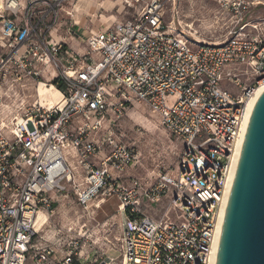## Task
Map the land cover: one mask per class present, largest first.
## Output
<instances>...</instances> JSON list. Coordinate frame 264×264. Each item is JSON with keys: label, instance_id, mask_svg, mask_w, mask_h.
I'll return each instance as SVG.
<instances>
[{"label": "built area", "instance_id": "obj_1", "mask_svg": "<svg viewBox=\"0 0 264 264\" xmlns=\"http://www.w3.org/2000/svg\"><path fill=\"white\" fill-rule=\"evenodd\" d=\"M70 1L0 5V264H46L52 248L31 258L37 214L54 213L62 196L89 210L108 193L124 220L122 264H213L250 108L264 91V14L256 13L264 0H219L232 18L220 43L189 41L177 31L175 0H148L91 31L83 56L53 38ZM51 71L56 104L40 92ZM137 103L183 144L179 172L152 184L124 180L140 153L113 129ZM71 246L61 264L72 263Z\"/></svg>", "mask_w": 264, "mask_h": 264}, {"label": "rangeland", "instance_id": "obj_2", "mask_svg": "<svg viewBox=\"0 0 264 264\" xmlns=\"http://www.w3.org/2000/svg\"><path fill=\"white\" fill-rule=\"evenodd\" d=\"M127 1L130 0H72L65 3L60 14L61 24L55 32L57 36L53 38L55 41L67 39L70 49V44L77 42L76 52L83 56L87 53L84 41L91 31L103 30L131 18L136 10L141 11L148 2L141 0L139 3L131 4L134 5L131 9L126 5ZM218 1L175 0L180 20V25L177 26L178 33H182L191 42L212 43L225 40L232 18L221 13ZM1 3L2 0L0 5ZM166 4L168 5L166 20L169 24L172 15L170 8L173 4L171 2ZM258 11L260 15L264 14L263 8L256 13ZM68 13L72 16H68ZM252 15L257 16L254 13ZM48 70H51L50 67ZM56 75L54 71H51V76L45 75L50 79L43 80L45 86L55 87L51 80ZM20 95L27 102L31 96L28 92ZM61 97L60 88L55 87L47 94L46 100L56 104L60 102ZM113 129L119 144L134 148L140 153L141 160L138 164L125 171V181L140 179L152 184L162 176L179 172L183 144L161 127L157 116L149 112L144 105L137 103L127 109L122 120L117 122ZM166 203L165 199L158 204L160 210H164ZM54 204L56 207L54 213L41 211L38 214L37 222L43 223L46 219V223L43 231L36 237L35 244L58 248L62 252H69L72 249L70 243L75 244L76 250L71 257L73 264H122L120 240L124 220L119 213L120 202L114 195L108 193L99 196L94 201L93 208L89 210L79 207L72 196L58 197ZM98 205L102 208H97ZM33 255L31 252V258Z\"/></svg>", "mask_w": 264, "mask_h": 264}, {"label": "water", "instance_id": "obj_3", "mask_svg": "<svg viewBox=\"0 0 264 264\" xmlns=\"http://www.w3.org/2000/svg\"><path fill=\"white\" fill-rule=\"evenodd\" d=\"M252 110L215 264H264V91Z\"/></svg>", "mask_w": 264, "mask_h": 264}, {"label": "crops", "instance_id": "obj_4", "mask_svg": "<svg viewBox=\"0 0 264 264\" xmlns=\"http://www.w3.org/2000/svg\"><path fill=\"white\" fill-rule=\"evenodd\" d=\"M80 40V39H79ZM70 46H71V49L72 50H74V51H76L77 49H78V43L77 42H72L71 44H70ZM94 201H96V200H94ZM94 201H93V203H94ZM93 203L90 205L91 207H90V209H92L93 208ZM79 206V205H78ZM79 207H81V206H79ZM56 208V207H55ZM82 208V207H81ZM97 208H99V209H101L102 207L101 206H97ZM41 212V211H40ZM39 212V213H40ZM38 213V214H39ZM38 214H37V216H36V219H35V231H36V236L34 237L35 239H34V241H33V246H32V249H33V254L34 253H36L37 251H41V250H45V249H48V248H52L51 246H48V247H44L42 244H35V242H36V237L39 235V233L40 232H42L43 231V227H44V224L46 223L45 222V220L46 219H44V222L43 223H40V221L39 222H37V217H38ZM44 214V213H43ZM47 214V216H48V213H46ZM39 223L38 224V228L36 229V225H37V223ZM69 231V230H68ZM70 232V231H69ZM80 235V234H79ZM64 239V238H63ZM71 244L72 243H70V245L69 246H71ZM53 250H54V255L49 259V261L46 263V264H61L62 262H64V260L69 256V253L68 252H62V251H60V249H58V248H52ZM60 257H61V259H60ZM63 257V258H62ZM71 264H73V261H72V263Z\"/></svg>", "mask_w": 264, "mask_h": 264}, {"label": "bare ground", "instance_id": "obj_5", "mask_svg": "<svg viewBox=\"0 0 264 264\" xmlns=\"http://www.w3.org/2000/svg\"><path fill=\"white\" fill-rule=\"evenodd\" d=\"M57 35L54 33L53 34V37L55 38ZM216 43H220V42H216ZM53 88H55L54 86H52V85H50V86H43L42 87V89L40 90V92H41V97H42V99L43 100H45L46 99V96H47V94L48 93H50V90L51 89H53ZM54 104V103H53ZM252 112H253V110H252V108H250V113H249V116H248V122H247V125H248V123H249V120H250V117H251V114H252ZM247 129H248V126H247ZM247 132V131H246ZM245 135H246V133H245ZM245 138V137H244ZM244 142H245V140L243 139V142L241 143V145H240V147H239V150H238V156H239V158H238V163H239V159H240V154H241V151H242V148H243V145H244ZM238 166V165H237ZM233 180H234V177H233V179L231 180V182L229 183V185H228V193H227V195H226V199H225V205H224V207H223V209H222V211H221V215H220V221H219V231H218V233H219V237H218V241H217V245H216V256H215V259H214V261H213V264H215L216 263V259H217V254H218V244H219V240H220V237H221V230H222V227H223V223H224V220H225V218H224V216H225V213H226V209H227V206H228V199H229V196H230V193H231V189H232V184H233ZM43 212V211H42ZM33 250V249H32Z\"/></svg>", "mask_w": 264, "mask_h": 264}, {"label": "trees", "instance_id": "obj_6", "mask_svg": "<svg viewBox=\"0 0 264 264\" xmlns=\"http://www.w3.org/2000/svg\"><path fill=\"white\" fill-rule=\"evenodd\" d=\"M56 82H57V80H54V81L52 82V84L56 85ZM102 220H103V218H102Z\"/></svg>", "mask_w": 264, "mask_h": 264}]
</instances>
